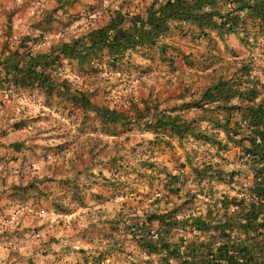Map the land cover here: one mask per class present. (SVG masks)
I'll list each match as a JSON object with an SVG mask.
<instances>
[{
    "label": "rangeland",
    "instance_id": "obj_1",
    "mask_svg": "<svg viewBox=\"0 0 264 264\" xmlns=\"http://www.w3.org/2000/svg\"><path fill=\"white\" fill-rule=\"evenodd\" d=\"M152 1L162 0H0V19L4 17L5 31L9 27L3 36L4 54L8 59L12 55L6 66L14 60L24 64L30 54L49 52L103 26L115 11L143 13ZM212 40L192 39L172 28L164 41L170 44L166 51L173 54V65L160 60L155 50L147 55L137 48L117 63L100 55L89 65L79 66L63 57L59 66L47 71L71 92H86L95 105L130 114L143 101H159L163 107L173 105L182 94L190 98L189 92L219 74L228 77L250 53L264 65V53L257 47L246 52L232 37L226 44ZM8 97L15 98L18 108L13 112L20 113L15 123L22 127L23 167L38 177L29 204L40 219L52 222L57 235L69 237L84 252L96 250L98 255H88L87 264H144L147 257L126 233V224L140 222L144 212L164 206L166 199L156 197L162 193L165 173L188 174L185 155L200 162L213 158L217 150L216 145L191 137L179 144L165 136L166 142L154 144L152 132L140 124L105 126L94 110H83L56 91L47 95L35 85L14 84V93ZM220 138L224 139L222 133ZM219 151L213 161L220 160L227 170L243 169L233 186L248 184L252 172L238 158L239 149L229 144ZM216 188L235 193L226 183ZM167 200L179 204L183 199L171 195ZM205 202L198 197L187 211L197 206L205 210Z\"/></svg>",
    "mask_w": 264,
    "mask_h": 264
},
{
    "label": "trees",
    "instance_id": "obj_2",
    "mask_svg": "<svg viewBox=\"0 0 264 264\" xmlns=\"http://www.w3.org/2000/svg\"><path fill=\"white\" fill-rule=\"evenodd\" d=\"M172 28L210 43L216 38L226 44L232 37L246 52L257 47L264 53V0H162L149 3L143 13L115 11L103 26L49 52L30 54L24 64L10 62L6 84L35 85L47 95L56 91L83 110H94L105 126L140 124L152 132L154 144L166 142L168 136L179 144L191 137L216 145L217 154L229 144L237 147L238 158L252 172L248 184L235 188L243 169L227 170L220 160H212L216 153L200 162L187 154L188 174L165 173L162 193L156 197L166 199L164 206L144 212L140 222L126 224L125 230L146 255L144 264H264V65L256 56L241 58L228 77L219 74L196 92L185 88L188 99L182 94L163 107L159 101H143L130 114L95 105L86 92H71L47 71L59 66L63 57L79 66L100 55L117 63L137 48L147 55L155 50L160 60L173 65L174 56L166 51L170 44L164 41ZM220 133L224 139H218ZM221 183L235 193L217 192ZM171 195L183 200L168 202ZM198 197L207 201L205 210L197 206L187 211Z\"/></svg>",
    "mask_w": 264,
    "mask_h": 264
},
{
    "label": "crops",
    "instance_id": "obj_3",
    "mask_svg": "<svg viewBox=\"0 0 264 264\" xmlns=\"http://www.w3.org/2000/svg\"><path fill=\"white\" fill-rule=\"evenodd\" d=\"M3 22L4 17L0 19V264H87L88 255L96 250L84 252L69 237L57 235L52 222L40 219L29 204L38 177L23 167L22 127L15 123L20 113L13 112L18 108L15 98L11 101L5 93V75L11 73L6 63L12 55L8 59L4 54Z\"/></svg>",
    "mask_w": 264,
    "mask_h": 264
},
{
    "label": "built area",
    "instance_id": "obj_4",
    "mask_svg": "<svg viewBox=\"0 0 264 264\" xmlns=\"http://www.w3.org/2000/svg\"><path fill=\"white\" fill-rule=\"evenodd\" d=\"M45 38H47V37L45 36ZM5 93L7 95H10V94L14 93V87H13V85L11 83L6 84Z\"/></svg>",
    "mask_w": 264,
    "mask_h": 264
}]
</instances>
